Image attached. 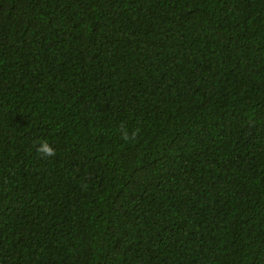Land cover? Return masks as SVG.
Listing matches in <instances>:
<instances>
[{
    "label": "trees",
    "instance_id": "trees-1",
    "mask_svg": "<svg viewBox=\"0 0 264 264\" xmlns=\"http://www.w3.org/2000/svg\"><path fill=\"white\" fill-rule=\"evenodd\" d=\"M0 264H264V0H0Z\"/></svg>",
    "mask_w": 264,
    "mask_h": 264
},
{
    "label": "clouds",
    "instance_id": "clouds-1",
    "mask_svg": "<svg viewBox=\"0 0 264 264\" xmlns=\"http://www.w3.org/2000/svg\"><path fill=\"white\" fill-rule=\"evenodd\" d=\"M138 131L139 130L137 129L136 131H133L131 135H129L128 130L126 128H123L122 126V138L126 141L129 139H134L138 134ZM36 150L42 156H46V157H51L56 154L55 149L48 143L47 140L40 142Z\"/></svg>",
    "mask_w": 264,
    "mask_h": 264
}]
</instances>
